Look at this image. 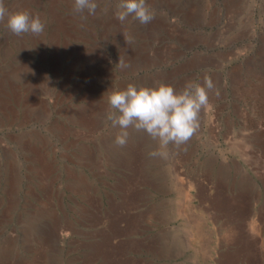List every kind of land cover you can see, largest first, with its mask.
<instances>
[{
    "label": "rangeland",
    "instance_id": "rangeland-1",
    "mask_svg": "<svg viewBox=\"0 0 264 264\" xmlns=\"http://www.w3.org/2000/svg\"><path fill=\"white\" fill-rule=\"evenodd\" d=\"M96 2L3 0L44 30L0 20V264H264V0H147V24ZM205 76L186 143L151 156L158 141L131 126L114 143L110 92Z\"/></svg>",
    "mask_w": 264,
    "mask_h": 264
},
{
    "label": "clouds",
    "instance_id": "clouds-1",
    "mask_svg": "<svg viewBox=\"0 0 264 264\" xmlns=\"http://www.w3.org/2000/svg\"><path fill=\"white\" fill-rule=\"evenodd\" d=\"M96 0H73L76 12L87 10L89 15L96 13ZM116 18L121 22L129 16L141 24L154 19L147 0H118ZM7 16V26L16 35L22 33L39 34L44 30V23L39 16L26 11H9L0 0V20ZM86 18V17H82ZM216 86L213 80L205 76L203 84L188 81L182 90L164 82H156L150 86L128 84L123 90L109 93L107 102L113 111L107 113L106 119L112 126H119L121 132L115 137L114 143L123 146L127 142L131 126L143 130L153 140L158 141L159 148L149 153L151 156L166 157L168 153L161 151L169 144L177 146L186 143L199 127V113L209 106V90ZM219 95V91H216Z\"/></svg>",
    "mask_w": 264,
    "mask_h": 264
},
{
    "label": "bare ground",
    "instance_id": "bare-ground-1",
    "mask_svg": "<svg viewBox=\"0 0 264 264\" xmlns=\"http://www.w3.org/2000/svg\"><path fill=\"white\" fill-rule=\"evenodd\" d=\"M27 3V2H26ZM94 95V94H93ZM1 98V97H0ZM87 106V105H86ZM83 107V108H78V109H75V110H73V113H74V115L77 117V118H79V119H82V118H84L85 117V115L87 114L88 115V113H90V109L89 108H87V107ZM89 107V106H88ZM90 110V111H89ZM92 112V111H91ZM123 178V177H122ZM130 178H132V177H130ZM130 178L128 179V180H130ZM201 180V179H200ZM121 182V181H120ZM130 182V181H129ZM124 184V183H123ZM131 184V183H130ZM129 184V185H130ZM132 185H133V183H132ZM125 186V185H124ZM131 190V189H130ZM129 190V191H130ZM133 190V189H132ZM129 191H127V193L129 192ZM134 192V191H133ZM132 192V193H133ZM135 193V192H134ZM123 194H125V192L123 193ZM128 195V194H127ZM127 195H126V197H127ZM125 197V196H124ZM131 198V197H130ZM240 198V197H239ZM116 199V198H115ZM232 199H234V197L232 198ZM241 199V198H240ZM116 201V200H115ZM123 202V201H122ZM122 202H120V203H122ZM125 203V202H124ZM232 203V202H231ZM128 204V203H127ZM126 204V205H127ZM233 204V203H232ZM234 204H235V202H234ZM237 204V203H236ZM239 204V203H238ZM112 205V204H111ZM114 205V204H113ZM115 206V205H114ZM125 207V206H124ZM128 208V207H127ZM87 210V209H86ZM111 210H113V209H111ZM114 211V210H113ZM112 211V212H113ZM123 213V212H122ZM120 213L118 212V215H119ZM124 214V213H123ZM113 215V214H112ZM107 217V216H106ZM134 217V216H133ZM115 218H117V217H115ZM120 219V218H119ZM129 220V219H128ZM111 222V221H110ZM113 222V221H112ZM128 222V221H127ZM252 223V222H251ZM110 226L111 225H113L112 227L113 228H115V229H113L114 230V232L116 231V228L119 226V224H117V222L115 223V224H110V223H108ZM108 226V225H107ZM123 226V225H122ZM126 226V225H125ZM252 227V226H251ZM105 229V228H104ZM111 229V228H110ZM109 229V230H110ZM112 229H111V234L113 233L112 232ZM48 230V229H47ZM121 230V228L120 229H118L117 231L119 232ZM49 231V230H48ZM111 234L110 235H107V238H104L103 239V241L98 245V247H101L102 249L101 250H103L102 252H104L105 254H106V256H108L107 257V259H106V261H110L111 263H112V261H113V259L114 258H116V256L119 254L120 256H122V250L120 249V243H118V242H115V241H113L111 238H113L112 236H115V235H112L111 236ZM118 235V234H117ZM105 236V235H104ZM122 247V246H121ZM133 247V246H132ZM96 249V248H95ZM97 253H99L98 252V250H97ZM219 255V254H218ZM229 255V254H228ZM233 256V255H232ZM117 257H119V256H117ZM125 260V259H124ZM123 260V261H124ZM107 262V263H108ZM128 262V261H127ZM123 264H125V263H123Z\"/></svg>",
    "mask_w": 264,
    "mask_h": 264
}]
</instances>
